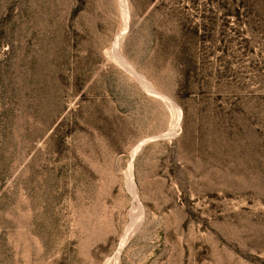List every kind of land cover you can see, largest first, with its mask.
Returning <instances> with one entry per match:
<instances>
[{
    "label": "rangeland",
    "instance_id": "374dc122",
    "mask_svg": "<svg viewBox=\"0 0 264 264\" xmlns=\"http://www.w3.org/2000/svg\"><path fill=\"white\" fill-rule=\"evenodd\" d=\"M0 264H264V0H0Z\"/></svg>",
    "mask_w": 264,
    "mask_h": 264
},
{
    "label": "bare ground",
    "instance_id": "6f19581e",
    "mask_svg": "<svg viewBox=\"0 0 264 264\" xmlns=\"http://www.w3.org/2000/svg\"><path fill=\"white\" fill-rule=\"evenodd\" d=\"M118 43V42H117ZM119 45V44H118ZM171 103H173L171 100H169ZM132 177V176H131ZM134 188V187H133ZM136 193V192H135ZM138 202V201H137ZM123 242L125 243V241H122V244H123ZM125 246V245H124ZM121 251V250H120ZM118 254H120V253H118ZM119 259V258H118Z\"/></svg>",
    "mask_w": 264,
    "mask_h": 264
}]
</instances>
